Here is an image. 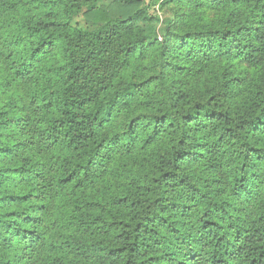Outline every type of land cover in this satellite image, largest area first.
<instances>
[{"label":"trees","instance_id":"trees-1","mask_svg":"<svg viewBox=\"0 0 264 264\" xmlns=\"http://www.w3.org/2000/svg\"><path fill=\"white\" fill-rule=\"evenodd\" d=\"M0 264H264V0H0Z\"/></svg>","mask_w":264,"mask_h":264},{"label":"rangeland","instance_id":"rangeland-1","mask_svg":"<svg viewBox=\"0 0 264 264\" xmlns=\"http://www.w3.org/2000/svg\"><path fill=\"white\" fill-rule=\"evenodd\" d=\"M146 4H147V5L151 4V0H146ZM150 13H151L152 15H154V16H163V14H162V12L159 10L158 6L155 7V8H153V9H151V10H150ZM166 19H168V17H167V16H164V21H165ZM168 21H170V18L168 19ZM161 26H162V25H161ZM161 26H160V28H161Z\"/></svg>","mask_w":264,"mask_h":264}]
</instances>
